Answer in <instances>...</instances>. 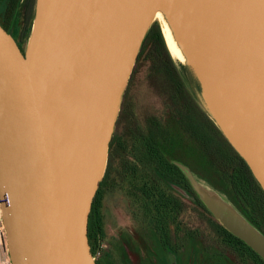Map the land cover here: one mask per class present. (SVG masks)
Wrapping results in <instances>:
<instances>
[{
	"label": "water",
	"instance_id": "water-1",
	"mask_svg": "<svg viewBox=\"0 0 264 264\" xmlns=\"http://www.w3.org/2000/svg\"><path fill=\"white\" fill-rule=\"evenodd\" d=\"M179 1L227 75L215 84L228 135L220 129L264 190V0ZM148 2L36 0L20 47L0 24V197L12 264H96L88 214ZM209 207L264 261L261 233Z\"/></svg>",
	"mask_w": 264,
	"mask_h": 264
},
{
	"label": "trees",
	"instance_id": "trees-1",
	"mask_svg": "<svg viewBox=\"0 0 264 264\" xmlns=\"http://www.w3.org/2000/svg\"><path fill=\"white\" fill-rule=\"evenodd\" d=\"M35 1L9 0L8 3V20L10 15L22 14L21 44ZM1 26L10 34L5 26ZM147 62L146 81L160 99L161 110L141 119L135 113V102L129 92L134 74ZM201 90L192 66L170 53L160 24L152 22L119 101L105 172L90 205L87 237L92 255L105 239L102 208L113 163L116 179L125 188L124 194L136 203L141 228L152 231L163 246L168 238L167 223L180 217L188 207L174 189H181L193 204L203 206L186 175V171L198 172L195 164L198 159L205 161L240 214L264 236V190L245 160L199 104L194 92ZM215 222L222 246H232L239 256L250 257L255 264H264L255 251L218 220ZM95 263L103 264L98 257Z\"/></svg>",
	"mask_w": 264,
	"mask_h": 264
},
{
	"label": "rangeland",
	"instance_id": "rangeland-1",
	"mask_svg": "<svg viewBox=\"0 0 264 264\" xmlns=\"http://www.w3.org/2000/svg\"><path fill=\"white\" fill-rule=\"evenodd\" d=\"M8 3L9 0H0V23L10 32L15 42L20 43L22 14L10 15V20H8ZM154 21L160 24L158 20L152 22ZM147 68L148 62L140 66L133 76L129 92V96L135 102V113L141 119L161 110L160 99L147 84ZM127 81L128 78L117 98L113 119L116 117L118 104ZM200 83L202 90L200 93L195 91V96L202 108L216 123L211 112L218 117L213 109L217 101L216 91L218 88L211 83H208L209 85ZM216 125L218 126L217 123ZM107 159L108 150L102 177ZM195 164L198 172L196 170L195 173L188 172L196 182L195 186L191 183L193 191L203 206L193 204L188 195L181 189L175 188V193L184 200L188 207L180 214V217L172 218L167 223L168 238L163 246L152 231L141 228L136 216V203L134 204L133 199L124 194L125 188L116 179L115 163H113L112 177L106 189L102 208L105 230V239L102 243L105 246L98 258L102 260L103 264H255L252 258L239 256L232 246L221 245L220 238L215 231V219L217 220V218L210 210V202H216L238 215L248 224L250 223L227 197L225 188L218 182L205 161L198 159ZM208 200L211 201L208 203ZM212 252L223 255L212 254Z\"/></svg>",
	"mask_w": 264,
	"mask_h": 264
},
{
	"label": "bare ground",
	"instance_id": "bare-ground-1",
	"mask_svg": "<svg viewBox=\"0 0 264 264\" xmlns=\"http://www.w3.org/2000/svg\"><path fill=\"white\" fill-rule=\"evenodd\" d=\"M144 29L153 21L158 20L165 44L170 53L180 61L192 66L198 79L206 84L215 85L227 75L219 70L215 56L210 53L209 46L201 37L199 31L192 25L191 16L184 10L179 0H149L143 14ZM134 53L119 82L118 92L126 83L133 64ZM208 84V85H209ZM218 126L228 135V131L219 117L213 112ZM106 153H103L99 164V173L102 174L105 166Z\"/></svg>",
	"mask_w": 264,
	"mask_h": 264
},
{
	"label": "built area",
	"instance_id": "built-area-1",
	"mask_svg": "<svg viewBox=\"0 0 264 264\" xmlns=\"http://www.w3.org/2000/svg\"><path fill=\"white\" fill-rule=\"evenodd\" d=\"M3 199L0 197V264H12L8 245H7V233L3 218ZM105 244H101L100 248L96 251L93 259L95 260L104 249Z\"/></svg>",
	"mask_w": 264,
	"mask_h": 264
},
{
	"label": "flooded vegetation",
	"instance_id": "flooded-vegetation-1",
	"mask_svg": "<svg viewBox=\"0 0 264 264\" xmlns=\"http://www.w3.org/2000/svg\"><path fill=\"white\" fill-rule=\"evenodd\" d=\"M17 45L20 47L21 46V43L17 42Z\"/></svg>",
	"mask_w": 264,
	"mask_h": 264
}]
</instances>
